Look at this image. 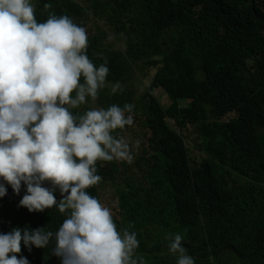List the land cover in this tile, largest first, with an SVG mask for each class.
Wrapping results in <instances>:
<instances>
[{
  "label": "trees",
  "instance_id": "trees-1",
  "mask_svg": "<svg viewBox=\"0 0 264 264\" xmlns=\"http://www.w3.org/2000/svg\"><path fill=\"white\" fill-rule=\"evenodd\" d=\"M32 2L37 22L64 15L85 28L86 55L107 62L106 83H122L140 65L156 71L132 125L113 133L129 142L131 162L97 161L101 180L86 189L111 209L118 231L136 233L134 256L175 264L168 239L153 244L147 235L157 221L183 236L195 264H264V0ZM91 18L106 23L123 51H104ZM156 89L170 96L169 108ZM116 103L130 99L101 96L105 108ZM22 195L23 186L0 198V233L55 232L65 215L55 207L29 213L17 206ZM52 247L21 245L20 253L31 264H57Z\"/></svg>",
  "mask_w": 264,
  "mask_h": 264
},
{
  "label": "clouds",
  "instance_id": "clouds-1",
  "mask_svg": "<svg viewBox=\"0 0 264 264\" xmlns=\"http://www.w3.org/2000/svg\"><path fill=\"white\" fill-rule=\"evenodd\" d=\"M34 7L32 0H0V198L23 186L18 207H55L65 219L55 232L25 226L0 233V264H29L21 245L31 251L50 242L59 264H146L134 256L136 233L118 231L111 209L86 191L101 180L97 161L131 162L129 142L113 133L132 125L134 106L74 115L70 109L107 86V62L97 66L86 55L84 27L64 15L37 22ZM167 239L175 264H195L180 233Z\"/></svg>",
  "mask_w": 264,
  "mask_h": 264
},
{
  "label": "rangeland",
  "instance_id": "rangeland-1",
  "mask_svg": "<svg viewBox=\"0 0 264 264\" xmlns=\"http://www.w3.org/2000/svg\"><path fill=\"white\" fill-rule=\"evenodd\" d=\"M79 3L83 4L84 0H76ZM55 4H60L59 1H54ZM33 3V2H32ZM52 6L50 7L52 9ZM50 10V9H49ZM51 11V10H50ZM92 23L94 25L97 37L99 39L100 45L105 48L104 51L106 53H115L118 54L121 51H123L124 44L122 41H120L113 32H111V29H109L105 22L100 21L96 18H91ZM156 71L153 68L147 67V66H139L137 70H135L134 74H129L126 76L125 80L120 84V89L117 90V92L112 93L110 91V85L106 83V87L103 89H100L98 91L97 97L94 101L90 99H86V103L80 105L78 109L82 112L89 108H105L101 105V96H109L110 99H114L115 97L126 100L130 99V104L133 106H140L142 107V96L145 94V92L148 91L149 85L152 81V78L154 77ZM153 95L159 99L162 106L167 109L172 104V100L170 99V96L166 94L162 89H156V91L153 93ZM116 105L121 106V104L116 103ZM106 109V108H105ZM155 219L153 217L151 220ZM147 235L149 236L150 241L153 244L165 242L167 237L170 234H174V232L169 233L168 230L163 227V224L157 221H153L148 224L147 226ZM24 257H26L29 261V264H31L32 255L26 254V253H20ZM59 264V262L57 263Z\"/></svg>",
  "mask_w": 264,
  "mask_h": 264
}]
</instances>
